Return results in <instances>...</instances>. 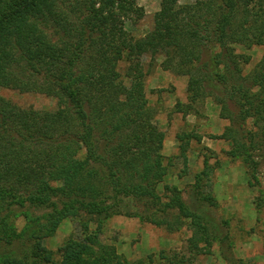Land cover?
I'll return each mask as SVG.
<instances>
[{"label": "trees", "instance_id": "16d2710c", "mask_svg": "<svg viewBox=\"0 0 264 264\" xmlns=\"http://www.w3.org/2000/svg\"><path fill=\"white\" fill-rule=\"evenodd\" d=\"M144 16L137 0H0V91L57 99L55 109L39 110L0 92V239H8L13 206L50 209L34 260L6 257L2 264H52L42 237L82 212L99 220L125 213L154 224L187 218L196 249L225 239L178 190L169 200L157 190L167 173L166 133L154 123L142 57L162 55L164 69L187 75L194 101L206 93L224 109L233 101L237 111L228 117L235 123L222 137L237 147L235 155L244 152L248 120L264 119V56L247 86L239 59L249 57L236 47L264 46V0H162L153 29L136 37L125 23ZM123 61L129 67L122 76ZM99 233L86 223L82 240L59 247L58 264H152V256L126 260ZM168 261L183 264L179 257Z\"/></svg>", "mask_w": 264, "mask_h": 264}, {"label": "rangeland", "instance_id": "374dc122", "mask_svg": "<svg viewBox=\"0 0 264 264\" xmlns=\"http://www.w3.org/2000/svg\"><path fill=\"white\" fill-rule=\"evenodd\" d=\"M161 1L137 0L145 16L127 20L125 28L136 37L148 34ZM196 1L180 0V3ZM236 52L249 57L247 63L244 58L239 60L244 82L251 86L250 75L264 56V46H237ZM142 60L147 98L156 113L154 123L166 133L163 154L167 173L157 190L164 200H169L178 190L185 203L202 213L209 226L225 237L224 242L214 240L211 248L201 243L196 249L190 243L193 232L189 219H175L173 215L169 216L168 224H154L125 213L99 220L82 212L78 217L64 218L53 235L42 237L43 245L53 255L52 264L59 263L58 249L65 240L83 239L86 223L92 232H100L104 244L115 247L129 261H148V256H152V264H169L168 260L174 257H179L183 264H264V119L258 124L255 119L248 120L243 133L246 137L242 139L247 149L235 155L237 147L222 137L235 123L228 117L230 112L237 111L234 102L228 100L224 109L212 93L202 94L194 101L188 91L189 77L164 69L162 55L153 60L145 55ZM128 67V61L120 63L122 76ZM0 92L24 108L57 107V99L45 94L8 88ZM250 133L255 135L253 141ZM251 159L257 167H253ZM136 204L145 212L141 203L136 201ZM10 209L12 219H8V239H0V259L32 262L35 244L42 236L40 230L48 225L44 217L47 218L50 209L30 204ZM9 238L14 240L8 243Z\"/></svg>", "mask_w": 264, "mask_h": 264}]
</instances>
